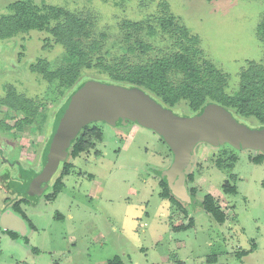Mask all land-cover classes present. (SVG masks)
<instances>
[{
	"label": "rangeland",
	"instance_id": "obj_1",
	"mask_svg": "<svg viewBox=\"0 0 264 264\" xmlns=\"http://www.w3.org/2000/svg\"><path fill=\"white\" fill-rule=\"evenodd\" d=\"M13 1L0 0V14ZM30 1L91 13L95 18L92 36L104 34L103 46L109 52L104 61L110 65L119 60L122 45L134 48L133 53L125 52L127 62H143L146 57L180 50L174 26L166 31L160 25L167 24L170 17L175 26L187 31L186 44L195 47L225 76L226 92L237 91L242 71L253 64H264V0ZM126 21L139 22L140 28L122 26ZM44 36V32L32 30L19 34L14 41L0 39V87L12 83L26 97L43 103L45 135L59 99L45 94L49 87L36 74L29 72L21 79L14 75L17 68L11 66L16 60H35L36 56L60 61L62 49H43ZM192 37L195 41L191 43L188 39ZM137 41L151 50L141 51ZM82 73L96 80L106 76L95 68ZM4 109L0 105L1 113ZM171 109L179 115L192 113L184 101ZM235 117L248 127L261 126L254 116ZM93 123L101 139L75 158L67 155L66 161L72 166L62 176L61 190L49 196L52 178L43 194L37 199L29 197L22 204L25 228L30 222L32 229L18 238L0 232V264H264V159L252 160L260 152L227 143L198 142L190 169L192 177L185 180L193 203L171 193L181 207L161 195L159 171L169 166L172 153L159 134L133 122L127 126L102 120ZM28 128L24 127L19 141L28 146L24 159L30 160L31 146L40 133ZM13 147L12 155L16 156L18 148ZM42 148L39 145L37 150L41 152ZM221 151L237 158L231 170L234 180L227 170L218 167ZM225 181L235 186L234 193L223 191ZM205 194H211L225 212L223 223L204 211ZM189 221L193 225L174 228Z\"/></svg>",
	"mask_w": 264,
	"mask_h": 264
},
{
	"label": "trees",
	"instance_id": "obj_2",
	"mask_svg": "<svg viewBox=\"0 0 264 264\" xmlns=\"http://www.w3.org/2000/svg\"><path fill=\"white\" fill-rule=\"evenodd\" d=\"M94 19V16L89 12L72 11L52 4L39 5L30 0H15L9 3L6 6V12L0 14L1 40L14 41L19 34L36 30L45 33L43 49L46 50L53 46L62 49V58L58 62H52L41 56H36L35 60L30 58L22 62L16 60L11 64L17 68L14 75L22 79L29 72L36 74L49 87L45 94H52L49 97L53 100L59 99L57 106L60 107L79 86L91 79V76H83L82 72L95 68L106 74L105 78H101V81L125 86H138L169 108L184 101L193 115L198 113L206 103L213 101L230 110L234 116H254L259 120L261 126L264 125V64H253L242 71L239 88L230 94L224 89V85L227 84L225 76L213 64L203 59L195 47H189L186 44L185 40L189 37L187 31L182 27L175 26L173 18L170 17L166 19L167 24L163 22L160 25L166 31H170L169 27L174 26L171 28L175 29L173 33H178L175 36V41L177 42V39L180 41L182 46L180 50L158 54L154 58L146 57L143 62H127L125 52L133 53L134 48L130 45L125 48L122 45L124 51L120 54L119 60L110 65L104 61V55L109 53L103 46L104 34L99 33V38L92 36ZM122 26L129 29L140 28L139 22L128 23L126 21L122 23ZM188 40L191 43L195 41L194 37ZM137 46L144 52L151 50L150 46L141 41H137ZM21 47H24L23 44ZM5 87L9 94L1 97L0 103L6 104L13 114L17 110L22 111L25 117L18 124H32L38 119L46 122L47 116L42 109L43 103L37 99L26 97L12 83H7ZM58 108L52 115V121L49 118L50 128ZM101 136L100 130L94 123L85 125L71 143L68 154L75 158L80 153L88 151L96 141L101 139ZM221 152L223 158L217 159L218 167L227 170L230 179L234 180L236 176L231 173V170L237 158L229 152ZM262 159H264L262 153L252 158L254 162H260ZM71 166L70 161L66 160L60 164L58 172L54 176L55 179L51 182L53 189L50 197L61 190L63 187L62 176L69 173ZM191 177L192 174L189 173L187 178L191 179ZM160 185L163 189L161 195L182 207V204L171 195L170 189L163 179L160 180ZM222 188L225 193L236 191L235 186L230 185L228 181L223 183ZM202 206L204 211L215 221L219 223L225 221V212L211 194H205L202 197ZM28 225L32 228L30 222ZM191 225L193 222L189 221L185 225L178 224L174 228L184 229ZM7 233L12 238L19 236L11 231H7Z\"/></svg>",
	"mask_w": 264,
	"mask_h": 264
},
{
	"label": "water",
	"instance_id": "obj_3",
	"mask_svg": "<svg viewBox=\"0 0 264 264\" xmlns=\"http://www.w3.org/2000/svg\"><path fill=\"white\" fill-rule=\"evenodd\" d=\"M99 120L113 126L133 122L159 134L172 153L169 166L159 171V176L171 193L186 203H193L185 180L198 142L227 143L264 155V125L248 127L216 102L206 103L196 114L179 115L138 86L89 79L58 108L43 149L41 170L30 174L25 184L15 187L28 198L43 194L82 127ZM0 225L3 230L20 231L21 236L26 232L24 221L13 213L0 216Z\"/></svg>",
	"mask_w": 264,
	"mask_h": 264
},
{
	"label": "flooded vegetation",
	"instance_id": "obj_4",
	"mask_svg": "<svg viewBox=\"0 0 264 264\" xmlns=\"http://www.w3.org/2000/svg\"><path fill=\"white\" fill-rule=\"evenodd\" d=\"M6 84L7 83H4L3 86L0 87V94H3L0 98L5 94H9L5 87ZM0 105L5 107L4 112H0V216L13 213L23 220L24 213L22 210V204L25 202L27 203V199L29 198L21 193V190L19 191L15 186L25 184L30 174L37 173L41 170L42 153L51 128L48 123V132L44 135V121H39L38 119L32 124H18L19 121L25 117L22 111L17 110L16 113L13 114L9 111L10 109L6 104L0 103ZM19 113L22 114L21 117H19ZM8 120H12L13 122L10 123ZM26 125H28L30 132L40 133L37 136L36 141L34 143L32 142L31 149L33 157L30 160L24 159L26 155L24 150H29L28 146H24L23 143L19 141L20 134L23 132ZM12 145H15V147L18 148L16 156L12 155L14 149ZM39 145L43 146L41 152L37 150ZM35 164L37 165L35 168L30 167ZM19 196L24 197L22 199H17ZM38 197L39 196H36L34 198L37 199ZM28 228L29 225L23 229L27 231ZM7 231L14 232L20 236V231L3 230L0 225V232H2V234H8Z\"/></svg>",
	"mask_w": 264,
	"mask_h": 264
},
{
	"label": "crops",
	"instance_id": "obj_5",
	"mask_svg": "<svg viewBox=\"0 0 264 264\" xmlns=\"http://www.w3.org/2000/svg\"><path fill=\"white\" fill-rule=\"evenodd\" d=\"M28 229H32V228L29 227Z\"/></svg>",
	"mask_w": 264,
	"mask_h": 264
}]
</instances>
